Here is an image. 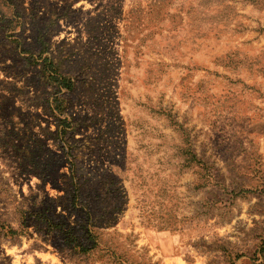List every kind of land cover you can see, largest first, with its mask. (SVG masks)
<instances>
[{"label": "rangeland", "instance_id": "374dc122", "mask_svg": "<svg viewBox=\"0 0 264 264\" xmlns=\"http://www.w3.org/2000/svg\"><path fill=\"white\" fill-rule=\"evenodd\" d=\"M0 264H264V0H0Z\"/></svg>", "mask_w": 264, "mask_h": 264}, {"label": "trees", "instance_id": "16d2710c", "mask_svg": "<svg viewBox=\"0 0 264 264\" xmlns=\"http://www.w3.org/2000/svg\"><path fill=\"white\" fill-rule=\"evenodd\" d=\"M43 62L45 63L44 73L48 82L56 87V93L52 101V106L53 112L59 115L63 113V101L61 96L63 95V92L71 91L74 85L70 79L62 76L60 72L55 68L53 63L50 62L48 59H45ZM62 124L65 129L70 127V124L66 119H63Z\"/></svg>", "mask_w": 264, "mask_h": 264}]
</instances>
